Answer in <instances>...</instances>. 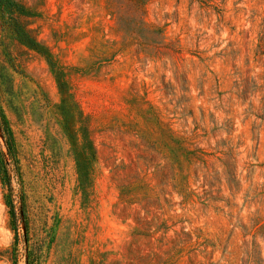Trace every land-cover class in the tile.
Returning <instances> with one entry per match:
<instances>
[{"label": "rangeland", "instance_id": "1", "mask_svg": "<svg viewBox=\"0 0 264 264\" xmlns=\"http://www.w3.org/2000/svg\"><path fill=\"white\" fill-rule=\"evenodd\" d=\"M138 1L0 3V264H264V0Z\"/></svg>", "mask_w": 264, "mask_h": 264}, {"label": "trees", "instance_id": "2", "mask_svg": "<svg viewBox=\"0 0 264 264\" xmlns=\"http://www.w3.org/2000/svg\"><path fill=\"white\" fill-rule=\"evenodd\" d=\"M0 3L3 5V6H10L12 4V0H0ZM138 3L141 5H143L144 3L139 0ZM0 128L2 130V134L4 136V140L6 142V144L9 146L10 145V142H11V135H10V132L8 131V128L6 126V121L0 111ZM8 154H9V147H8ZM11 207H10V212H11ZM13 214V212H12Z\"/></svg>", "mask_w": 264, "mask_h": 264}]
</instances>
